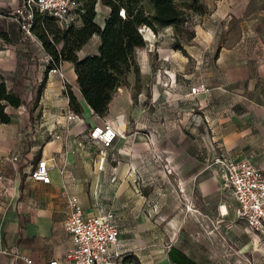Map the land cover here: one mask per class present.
Returning a JSON list of instances; mask_svg holds the SVG:
<instances>
[{"label":"crops","instance_id":"1","mask_svg":"<svg viewBox=\"0 0 264 264\" xmlns=\"http://www.w3.org/2000/svg\"><path fill=\"white\" fill-rule=\"evenodd\" d=\"M16 1L0 0V11L13 8ZM95 9L94 21L101 26L107 9L97 3ZM100 10L102 14H98ZM259 11L252 27L251 20L237 15L225 20L224 34L231 33V40L215 42L214 59L208 64L216 81L191 82L203 83L206 92L189 95L191 85L173 83L169 74L164 76L166 85L158 86L163 108L189 98L201 113L194 115L192 136L183 134L176 142L169 141L167 132L143 134L137 126L124 130L127 117L121 108L126 101L125 85L116 89L104 115L93 113L80 98L78 120L66 119L69 109L64 88L67 85L78 91L72 64L63 61L58 72L45 71L49 58L40 43L23 36L11 19L0 17V31L5 33V39H0V78L6 90L20 99L19 109L4 105L9 120L0 122V264H48L59 259L70 246L69 234L63 229L70 214V197L76 199L84 215L113 214L119 264H200L174 244L167 245L162 231L168 230L172 221L164 226L161 223L171 216L168 197L172 193L188 192L199 201L226 192L207 168L219 152L234 160L248 158L258 167L264 165V3ZM97 45L98 37L91 36L76 51L77 57L96 54ZM177 52L171 50L166 59L178 58ZM145 55L141 50L135 52L141 75L148 68L142 64ZM184 63L183 57L181 65ZM199 66L197 62L193 67ZM132 78L128 73L127 84ZM156 86L152 89L155 95ZM182 89L184 93L178 94ZM137 95L141 101L142 94ZM116 114H123L118 121L113 120ZM103 121L116 131L107 148L86 137L91 126ZM154 153L162 165L156 170L157 179L153 178ZM38 159L48 166V183L29 176ZM160 181L173 189L167 191L166 204L158 211L154 195ZM142 204L144 211L139 209Z\"/></svg>","mask_w":264,"mask_h":264},{"label":"rangeland","instance_id":"2","mask_svg":"<svg viewBox=\"0 0 264 264\" xmlns=\"http://www.w3.org/2000/svg\"><path fill=\"white\" fill-rule=\"evenodd\" d=\"M199 2L205 7V12L202 15L190 13L185 30L180 31L178 35L179 38H183L187 32L193 31L194 33L193 38L180 43L186 55L178 50L179 59H166L171 50H175L170 47L174 38L173 30L171 28L169 31L170 29H166V27L160 29L157 35L154 34L145 47L138 49L146 54L142 64L144 63L143 65H147L148 68L144 75H141L139 71L138 93L142 94L139 95L141 101L137 100L138 93L133 96V78L131 84L125 85L127 88L126 101L121 108L127 117L125 131L137 126L143 134L148 131L158 134L167 132L170 142H176L177 138L183 134L192 136L196 128L194 115L201 114L197 110V106H194V100L182 99L180 103L175 101L174 104H170L168 109L166 106L163 108L159 84L162 85L166 82L167 79H163L164 76L167 78V74L173 83H182L186 87L196 79L202 81L210 79L215 82L217 76L214 75L208 64L214 59L215 45L220 41L224 43L225 40H231V33L224 34L225 20L228 16L229 20H232L233 16L237 15L238 19L251 20L252 27L258 21L259 7L264 3V0H199ZM97 4L99 3L97 2ZM216 4L219 6L217 7ZM11 9L1 10L0 14L5 15ZM106 9L108 12L107 7ZM98 14H102L101 10ZM240 14L241 17H239ZM4 18L11 19L8 16H4ZM144 34L148 35V31L145 30ZM250 36L255 37V34L252 33ZM164 51L166 54L163 53ZM183 57L185 63L182 66ZM197 62L200 66L194 68L193 66ZM155 83H157V95L152 90ZM177 93H184V90ZM152 97L156 98L153 102L150 100ZM233 100H238V98L234 97ZM121 115L123 114H116L113 120L118 121ZM150 117L153 118L150 119ZM158 141V138L153 140L154 143ZM152 159L154 160L153 178L157 179L159 177L156 170H160L162 165L157 161L156 153ZM165 182L163 184L160 181L155 189L157 194L154 196L159 204L158 211L166 204L167 191L173 189L166 186ZM174 186L178 191L176 185ZM216 196L214 198L201 197L197 201L188 192L178 191V196L172 193V198L168 197L170 201L168 213L171 216L161 223V226H164L172 221L169 223V229L162 231L163 236L167 239V245L174 244L200 264H264V241L253 234L231 210L232 199L227 191H222ZM172 199L174 201L171 203ZM221 208H223V215L219 216ZM139 209L144 211V204ZM193 214L199 217L196 218Z\"/></svg>","mask_w":264,"mask_h":264},{"label":"trees","instance_id":"3","mask_svg":"<svg viewBox=\"0 0 264 264\" xmlns=\"http://www.w3.org/2000/svg\"><path fill=\"white\" fill-rule=\"evenodd\" d=\"M79 1L81 12H78L75 24L60 28L52 16L33 11L29 27L30 33L49 58L45 71L58 68L63 61L72 64L78 91L75 93L66 85L64 94L69 111L75 114L82 111L79 103L81 98L93 113L104 115L116 89L127 84L128 73L133 74V96L136 95L139 89V67L135 52L146 45L138 31L140 27H147L153 34L171 27L174 38L170 47L185 55L180 43L190 40L194 33L187 32L183 38L178 35L185 30L190 13L202 15L205 12L199 0ZM97 2L108 8L101 26L94 21ZM93 35L98 37L97 53L78 58L76 51ZM0 39H5L2 31ZM19 104L17 94L6 90L0 78V122L9 120V115L3 112L4 105L16 108Z\"/></svg>","mask_w":264,"mask_h":264},{"label":"built area","instance_id":"4","mask_svg":"<svg viewBox=\"0 0 264 264\" xmlns=\"http://www.w3.org/2000/svg\"><path fill=\"white\" fill-rule=\"evenodd\" d=\"M33 11L52 16L59 27L63 28L78 21L81 3L79 0H19L9 12L0 14V17H10L23 36L35 39L29 31ZM145 30L148 35L144 34ZM138 31L146 44L154 37L147 27L142 26ZM48 71L58 72V68L54 67ZM59 75L61 76V73ZM206 91L207 87L198 83L189 86L187 93L194 95ZM66 119L78 120V115L68 111ZM86 137L98 142L102 148H107L116 137V131L109 123L103 121L91 126L86 132ZM101 162L102 159H99L100 164ZM207 168L215 175L218 187L228 191L233 198L232 210L237 218L264 241V165L258 167L248 158L234 160L219 152L208 161ZM29 176L32 180L48 183V166L45 160H36ZM67 203L70 214L63 224V229L69 234L70 246L59 259H52L48 264H119L121 253L117 249L118 229L113 214L105 212L99 215H84L74 197H70ZM24 260L30 263L29 259Z\"/></svg>","mask_w":264,"mask_h":264}]
</instances>
